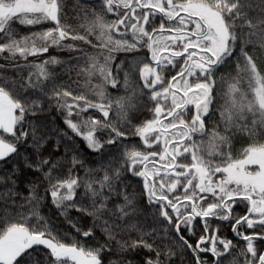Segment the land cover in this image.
Wrapping results in <instances>:
<instances>
[{"label":"snow or ice","instance_id":"snow-or-ice-1","mask_svg":"<svg viewBox=\"0 0 264 264\" xmlns=\"http://www.w3.org/2000/svg\"><path fill=\"white\" fill-rule=\"evenodd\" d=\"M91 8L75 27L63 0H0V264H105L114 250L141 255L139 264H264V0ZM52 48L68 61L43 59ZM53 109L65 129L41 122ZM77 138L96 168H85ZM237 139L251 143L234 153ZM21 163L35 176L27 195ZM49 196L82 239L68 241L41 215Z\"/></svg>","mask_w":264,"mask_h":264},{"label":"trees","instance_id":"trees-1","mask_svg":"<svg viewBox=\"0 0 264 264\" xmlns=\"http://www.w3.org/2000/svg\"><path fill=\"white\" fill-rule=\"evenodd\" d=\"M64 7H65V15L68 21L70 22L71 25L75 27H79V25L83 22V16L85 15L84 11L82 10L84 7H88V11L91 12V4L92 0H63ZM16 29L19 30V35H25L29 34L27 28L24 26H21L19 24H16L14 26ZM33 30H39L37 27L36 29ZM114 55L119 56L121 59L124 58L126 54L124 53H115ZM49 56H55L58 57L64 61H68L70 57V53H68L66 50L62 49H56L52 48L50 49L49 54H44L43 59H48ZM129 58L130 55H129ZM31 59V58H30ZM39 62V61H37ZM116 63H120V60H117ZM0 65H7V61L4 59L3 54H0ZM56 67V74L57 78L61 81L67 82L69 79V74L65 72L63 68H60L59 66ZM7 75L9 78H11L12 73L10 70V66L6 67L5 69ZM4 73H0L2 75ZM123 74L121 73V76ZM71 77L74 81L77 80L76 73L73 71L71 73ZM81 85L83 84V78H80L78 81ZM93 83H99V79H93ZM75 86V85H74ZM226 87V85H224ZM108 93L112 97H117L123 95V89L121 91L117 92L116 90L112 89L110 86L107 89ZM220 103H223L221 100ZM112 115H115V113H112ZM216 118H219V112L216 113ZM143 119V117H141ZM41 122L49 129L54 131L57 128L60 129H65L66 126L63 124V117L60 115L59 112L55 111L54 109L51 112L46 111L45 113L41 114L40 116ZM135 140V138H132ZM246 139V138H245ZM58 143L57 137L55 135L51 136L50 143L46 144L44 146V154L47 155L49 151H52ZM251 143V141L248 142H242L240 139H237L233 143V152L234 153H239V150L248 147V144ZM75 147L79 150L81 157L85 160V168L91 167V168H96L97 165V160L98 157L95 156V154L91 153L89 149H87L86 145L77 138V143L75 144ZM65 149L63 145L58 150V154L62 155L64 153ZM71 155V153H70ZM8 167L3 164H0V175L4 174V169ZM20 167L23 169V164L21 163ZM85 174V169H80L79 170V175L83 177ZM26 179H35V176L33 175L32 171L30 169H23V175L21 176L19 183V187L24 191V194L27 195V191L24 188V183ZM138 178L133 177L132 178V187L129 189V192H132L133 190H137L138 194V185L135 183V181ZM41 192H43V189H41ZM147 202L144 201V204ZM41 215H43L47 220L50 221L51 225L56 229V231L60 234V236L65 237L68 241L72 239H77L82 237H78L76 233V229L72 227L71 223L69 222V219L66 218L65 216H62L60 214V210L56 208L55 205L52 204L51 202V197L49 196L46 201H44L39 209ZM153 209H147V212L149 216L151 215V212ZM244 211L243 205H241L239 208L236 209L237 214L240 212ZM69 216L71 217L72 220H79V226L86 229L88 226L92 224V219L90 217L84 216L80 217L79 213H76L75 211H70ZM140 222H144V217H140ZM215 227V225H213ZM221 233L228 238H232V232L230 227L225 226L224 228L221 229ZM96 236L99 238L100 237V231L97 229ZM127 238V236L125 237ZM102 242V241H101ZM232 257H229L231 259ZM131 260L133 264H139V261L142 259L141 255H138L134 252H128L126 254H121L119 250H114L113 254L109 257H106L105 264H109L110 261H116L117 264L121 260Z\"/></svg>","mask_w":264,"mask_h":264},{"label":"rangeland","instance_id":"rangeland-1","mask_svg":"<svg viewBox=\"0 0 264 264\" xmlns=\"http://www.w3.org/2000/svg\"><path fill=\"white\" fill-rule=\"evenodd\" d=\"M242 151L241 149L239 150V152Z\"/></svg>","mask_w":264,"mask_h":264}]
</instances>
